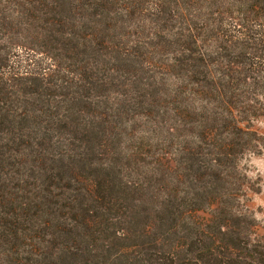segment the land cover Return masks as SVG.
Returning a JSON list of instances; mask_svg holds the SVG:
<instances>
[{"label":"trees","instance_id":"16d2710c","mask_svg":"<svg viewBox=\"0 0 264 264\" xmlns=\"http://www.w3.org/2000/svg\"><path fill=\"white\" fill-rule=\"evenodd\" d=\"M264 0H0V264H264Z\"/></svg>","mask_w":264,"mask_h":264},{"label":"rangeland","instance_id":"374dc122","mask_svg":"<svg viewBox=\"0 0 264 264\" xmlns=\"http://www.w3.org/2000/svg\"><path fill=\"white\" fill-rule=\"evenodd\" d=\"M252 126L264 135V114L252 121ZM247 166L249 176L256 186L257 192H251V207L257 219V232L264 233V150L259 154H250L242 161Z\"/></svg>","mask_w":264,"mask_h":264}]
</instances>
